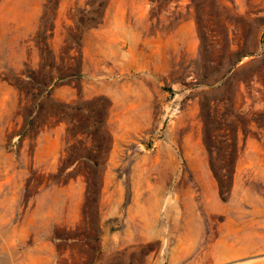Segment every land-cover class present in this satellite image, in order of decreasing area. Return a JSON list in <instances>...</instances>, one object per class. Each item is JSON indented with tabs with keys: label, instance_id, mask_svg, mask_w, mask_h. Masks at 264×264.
Returning a JSON list of instances; mask_svg holds the SVG:
<instances>
[{
	"label": "rangeland",
	"instance_id": "1",
	"mask_svg": "<svg viewBox=\"0 0 264 264\" xmlns=\"http://www.w3.org/2000/svg\"><path fill=\"white\" fill-rule=\"evenodd\" d=\"M0 264H264V0H0Z\"/></svg>",
	"mask_w": 264,
	"mask_h": 264
}]
</instances>
